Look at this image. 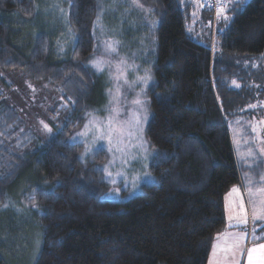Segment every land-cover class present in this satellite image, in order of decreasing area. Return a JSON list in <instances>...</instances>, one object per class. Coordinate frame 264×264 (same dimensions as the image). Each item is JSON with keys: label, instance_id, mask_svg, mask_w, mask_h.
<instances>
[{"label": "trees", "instance_id": "16d2710c", "mask_svg": "<svg viewBox=\"0 0 264 264\" xmlns=\"http://www.w3.org/2000/svg\"><path fill=\"white\" fill-rule=\"evenodd\" d=\"M63 1L54 28L37 24L42 0H0L1 223L16 218L7 198L24 205L40 233L30 264H206L225 228L224 196L239 184L225 115L264 81V67L247 79L231 59L262 60L264 0H216V12L206 0H138L158 23L145 127L154 156L151 180L125 200L100 198L104 156L81 161V145L67 141L103 103L104 83L88 65L98 0ZM54 29L69 33L67 51ZM10 74L45 85L38 105L54 119L48 138L27 137Z\"/></svg>", "mask_w": 264, "mask_h": 264}, {"label": "rangeland", "instance_id": "374dc122", "mask_svg": "<svg viewBox=\"0 0 264 264\" xmlns=\"http://www.w3.org/2000/svg\"><path fill=\"white\" fill-rule=\"evenodd\" d=\"M42 1L39 9L40 20L37 21V24L44 27L50 26L46 24L55 23L53 24L54 28L58 27L59 25L56 23H62L66 13L64 1ZM199 8V6L196 7L197 20L199 19ZM156 19L153 6L149 7L138 0H98L97 16L94 23V34L97 41L90 61L101 59L107 63L103 73L97 72L90 61L88 65L103 79L104 101L101 106L86 114L81 126L70 133L67 141L81 145L82 150L79 155L81 161L86 162L98 151L104 156L101 164L96 166L102 179L108 185V190L100 196L101 199L125 200L135 195L143 183L151 180L149 166L154 156V149L146 139L145 127L149 119L148 90L154 82L153 68L158 24ZM54 33L60 52L67 51L70 44L69 33L67 37L66 33H63L62 37L59 29H54ZM110 41H119V44L116 45L117 51L111 54L106 47ZM122 59L124 63H120ZM261 59L259 63H256L255 58L250 57L234 58L231 61H234L238 68H246L247 79H251L252 75L256 76L262 70L264 71L262 69L264 56ZM146 75L150 77L147 83L139 79ZM13 76H16V79ZM9 77L13 79L15 92L20 91L22 96L15 101V104L19 108L22 121L28 128L26 130L29 133L27 137L30 140L48 138L52 130L49 132L43 124H47L51 129L50 123L54 119L48 109L43 110V107L38 105L42 101L45 85L30 82L22 75L10 74ZM240 83L241 81H236L235 85L239 86ZM109 90L111 91L109 92ZM259 90L262 93H255L257 86L253 85L251 92L247 95L249 100L245 99V103H242L238 109L227 113L224 119L240 180L236 185L239 188V193L229 195V191L224 199L225 228L227 229L238 225L242 230H246L245 222L250 214L249 207H251V203L253 205V202L248 200L246 188L240 183V177H243V164H262L264 168V81H262ZM25 92L26 94L30 93L31 98L23 95ZM45 97L46 95L44 100L47 99ZM136 101L141 103L137 104ZM137 118H139L138 123ZM57 119L55 120L59 122L62 118ZM109 120L112 122L111 142H109L108 127L102 129L104 138L97 139L100 135L97 127L102 124L107 125ZM85 125L88 127L86 128ZM80 133H85V135H79ZM89 148L93 149V152H88ZM82 156L83 158H81ZM258 196L261 197L258 202L260 215H264L261 212V206L264 204L263 185ZM241 202H243L244 211L240 210ZM5 206L13 208L16 218H12L11 222L6 223L0 221V257L6 264H30L39 248V230L33 225V221L27 220L26 222L23 219L26 216L23 204L7 198ZM254 225L256 226V224ZM225 228L222 232H226ZM214 238L217 251L211 253L207 264H210V261L211 264H228L229 259L225 258V237ZM259 245L261 244L258 243L253 247ZM234 253L230 264H248L247 250L243 249L240 254L236 251Z\"/></svg>", "mask_w": 264, "mask_h": 264}, {"label": "crops", "instance_id": "0c3cea01", "mask_svg": "<svg viewBox=\"0 0 264 264\" xmlns=\"http://www.w3.org/2000/svg\"><path fill=\"white\" fill-rule=\"evenodd\" d=\"M242 170H243L242 171L243 177H240L241 178L240 183L242 186L246 188L248 200H251L253 202V205L251 203V207H249L250 214H248L246 219L247 222H245L246 230H242L241 227L235 225L234 228H228V229L225 228L226 232H220L224 234H216V236H214L217 237L218 235H221L219 237H225L224 239L225 258L229 259L228 264H230L231 262L232 255H235L234 253L235 251L238 254H240L244 249L247 250V254H248V250L251 249V247L255 246L258 243L260 244L264 243L262 242L264 241V219L261 218L262 215H260V208L258 207V202L259 200H261V197H259L258 195L261 191V186L262 185L264 186V182H262L264 181V168L262 164H243ZM227 194L228 193H226V195ZM254 215L256 217L255 219H254ZM254 224H256L257 227ZM214 239L215 238H213V240ZM214 241H212L206 264L209 262L211 253H213L214 251V249L212 248L214 245Z\"/></svg>", "mask_w": 264, "mask_h": 264}, {"label": "snow or ice", "instance_id": "6c2138e0", "mask_svg": "<svg viewBox=\"0 0 264 264\" xmlns=\"http://www.w3.org/2000/svg\"><path fill=\"white\" fill-rule=\"evenodd\" d=\"M218 12H223V9L218 10ZM225 19H227V17L225 16ZM119 44V41H110L107 43L106 47L110 50V54L114 53L117 51L116 49V45ZM91 65L93 68H95V70L99 73H103L105 70V64L107 63L106 61H103L101 59H92L90 61ZM120 63H124L123 59L121 60ZM111 78V76H110ZM141 80H143L145 83H147L148 79H150V77H148L147 75L145 77H141L139 78ZM235 83V82H234ZM111 90H109L110 92ZM137 104H140V101H136ZM146 118V117H145ZM139 122V118H137V123ZM43 124V121L41 122ZM111 125L112 122L111 120H109L107 125H100L99 127H97V131L100 132V135L97 137V139H103L104 138V133L102 131V129L104 127H108L109 128V142H111ZM44 128L47 129L49 132L51 131V129L48 128L47 124H43ZM95 126V124H94ZM85 127L87 128L88 125H85ZM79 135H85V133H80ZM73 139H75V137H73ZM88 152H93V149L89 148ZM83 158V156L81 157ZM264 182V181H262ZM233 193H239V188L237 186H234L233 189L230 190L229 195L233 194ZM240 210L244 211V205L243 202H241L240 204ZM255 212V209H254ZM261 212L264 213V204H262L261 206ZM255 215H254V219H255ZM261 218H264V215L261 216ZM217 239H219V235L217 236ZM216 245H213V249L215 251ZM211 264V261H210ZM248 264H264V244L259 245L258 247H253L251 249L248 250Z\"/></svg>", "mask_w": 264, "mask_h": 264}, {"label": "built area", "instance_id": "2783aa9c", "mask_svg": "<svg viewBox=\"0 0 264 264\" xmlns=\"http://www.w3.org/2000/svg\"><path fill=\"white\" fill-rule=\"evenodd\" d=\"M206 5L212 9L214 12H216L217 10V4H216V0H206Z\"/></svg>", "mask_w": 264, "mask_h": 264}]
</instances>
